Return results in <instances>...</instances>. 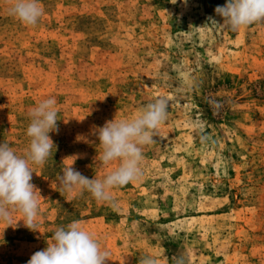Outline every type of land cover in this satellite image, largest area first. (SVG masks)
<instances>
[{"label": "rangeland", "instance_id": "1", "mask_svg": "<svg viewBox=\"0 0 264 264\" xmlns=\"http://www.w3.org/2000/svg\"><path fill=\"white\" fill-rule=\"evenodd\" d=\"M227 0H40L26 26L0 0V142L27 148L28 112L57 101L53 156L31 165L38 231L0 222V264H27L72 221L110 252L108 264H264V25L218 23ZM167 118L142 146L141 175L111 202L61 190L73 162L103 178L96 130L156 98ZM17 224L15 225V222Z\"/></svg>", "mask_w": 264, "mask_h": 264}, {"label": "clouds", "instance_id": "2", "mask_svg": "<svg viewBox=\"0 0 264 264\" xmlns=\"http://www.w3.org/2000/svg\"><path fill=\"white\" fill-rule=\"evenodd\" d=\"M176 3V0H174ZM215 14L222 18L212 24L238 31L253 24L264 25V0H227L216 6ZM8 13L26 26H36L44 13L40 0H10ZM56 99L45 98L28 112L30 123L26 129L29 138L22 155L7 142H0V222L13 226V214L19 213L23 225L38 231L40 215L39 190L31 182V165L43 166L53 156L55 147L49 133L57 132ZM168 102L156 98L146 104L130 120L106 121L96 130L99 161L108 166L119 161V166L107 172L103 178H88L72 165L63 168L57 177L61 190L88 192L98 202H111V190L126 185L141 175L142 146L152 143L159 125L167 118ZM15 222V225L17 222ZM47 246L33 253L27 264H108L110 252L102 249L100 242L87 231L80 221H72L58 227L47 241ZM141 264H155L144 260Z\"/></svg>", "mask_w": 264, "mask_h": 264}]
</instances>
